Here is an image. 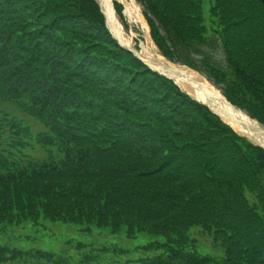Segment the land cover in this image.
I'll use <instances>...</instances> for the list:
<instances>
[{
  "label": "trees",
  "instance_id": "obj_1",
  "mask_svg": "<svg viewBox=\"0 0 264 264\" xmlns=\"http://www.w3.org/2000/svg\"><path fill=\"white\" fill-rule=\"evenodd\" d=\"M136 2L166 60L264 126L259 0ZM5 104L42 124L35 141L49 151L43 160L0 152V230L43 221L155 238L124 264H264V149L122 49L94 0H0ZM5 125L20 154L30 135L5 117L0 134ZM192 229L221 255L199 254ZM95 256L0 244V264Z\"/></svg>",
  "mask_w": 264,
  "mask_h": 264
},
{
  "label": "rangeland",
  "instance_id": "obj_2",
  "mask_svg": "<svg viewBox=\"0 0 264 264\" xmlns=\"http://www.w3.org/2000/svg\"><path fill=\"white\" fill-rule=\"evenodd\" d=\"M136 5L141 13V7L138 4ZM206 12L207 4L204 5V13L206 14ZM115 14L122 28L124 38L133 49L138 46L137 51H140L141 44H144L146 40L145 33L148 32L142 14L141 17L146 25V30L135 22L127 21L125 16L121 20L119 14L116 12ZM214 57L220 60L221 51H214ZM0 111V120L3 117L15 120L30 135V137L25 138V147L20 149L21 153L18 154V150L10 146L12 142L7 134V125H5L3 133L0 134V152L5 151L7 155L12 156L17 154L20 160L23 157L26 160H43L48 156L49 149L46 146L37 144L35 141V137L44 132L40 122L20 113L8 104L3 105ZM190 235L191 238L197 241L196 251L199 254L214 255L216 257L221 255V252L213 248L206 237H202L197 233V229H192ZM154 240L155 238L149 235H137L134 238H127L124 234L111 235L106 228L91 227L89 230H85V226L52 224L43 221L37 225L25 223L17 227H6L0 230V244H6L9 247L21 250H43L55 253L65 251L67 256H75V260H80L86 254H96V258L88 264H124L128 260L143 258V250L140 247ZM76 244L84 245L83 249H80V251L74 249ZM102 249H107V251L103 254L98 253ZM127 264L136 263L128 262Z\"/></svg>",
  "mask_w": 264,
  "mask_h": 264
},
{
  "label": "bare ground",
  "instance_id": "obj_3",
  "mask_svg": "<svg viewBox=\"0 0 264 264\" xmlns=\"http://www.w3.org/2000/svg\"><path fill=\"white\" fill-rule=\"evenodd\" d=\"M103 12L109 30L115 37L124 45L130 46V43L124 38L122 28L114 11L113 2L117 1L123 7V13L127 21L135 22L141 25L146 30V25L141 17L140 11L134 0H95ZM144 44H141V55L149 64H153L161 73H164L194 99L206 103L207 98L212 99L216 104L217 113L223 117L229 116L237 119L239 122L249 126L254 131H260L258 124L250 120V118L241 111L235 110L227 104L221 92L203 76L198 73L174 64L167 62L158 53L156 47L152 44L148 35ZM232 127L238 131L239 127L231 124ZM264 145V140L262 141Z\"/></svg>",
  "mask_w": 264,
  "mask_h": 264
},
{
  "label": "water",
  "instance_id": "obj_4",
  "mask_svg": "<svg viewBox=\"0 0 264 264\" xmlns=\"http://www.w3.org/2000/svg\"><path fill=\"white\" fill-rule=\"evenodd\" d=\"M263 5H264V0H259ZM99 5V4H98ZM100 7V5H99ZM103 13V12H102ZM104 15V14H103ZM105 17V16H104ZM105 24H106V27L108 28V25H107V21H106V18H105ZM109 29V28H108ZM111 35L113 36L114 39L117 40L118 44L120 47L128 50L129 52L133 53L134 56H136L140 61H142L144 63V65L146 67H148L150 70L154 71V72H157L158 74L160 75H163V76H166L164 73H161L153 64H149L148 62L145 61V59H143L135 50H133L132 48L128 47V46H125L124 44L120 43V41L115 37V35L110 31ZM169 78V77H168ZM171 79V78H170ZM202 103V102H201ZM204 104L205 106H207L209 108V110L214 113L215 115H217L220 120H222L224 123H226L227 125H229L232 129V125L231 124H235L239 127V130L236 131L234 130L239 136H242L244 137L245 139H247L250 143H252L253 145H256L258 147H261L264 149V145L262 143V141L264 140V127L259 124L257 121L255 120H252L254 121L256 124H258L259 128H260V131H254L252 130L249 126L239 122L237 119L235 118H232V117H229V116H226V117H223L222 115H220L219 113L216 112V110L214 108H216V104L212 101V99L210 98H207V101L206 103H202ZM229 104V103H228ZM229 106L233 109H235L233 106H231L229 104ZM236 110V109H235Z\"/></svg>",
  "mask_w": 264,
  "mask_h": 264
}]
</instances>
